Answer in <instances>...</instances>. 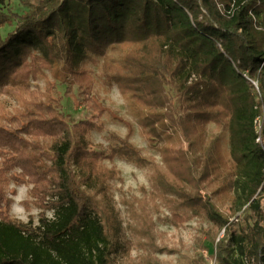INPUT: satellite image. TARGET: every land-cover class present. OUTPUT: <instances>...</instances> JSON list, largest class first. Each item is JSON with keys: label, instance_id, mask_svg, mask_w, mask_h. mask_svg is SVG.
<instances>
[{"label": "trees", "instance_id": "obj_1", "mask_svg": "<svg viewBox=\"0 0 264 264\" xmlns=\"http://www.w3.org/2000/svg\"><path fill=\"white\" fill-rule=\"evenodd\" d=\"M12 20L0 36V95L16 105L0 103V264H116L121 227L105 183L117 170L85 155L103 123L70 125L50 82L67 97L77 85L99 110L88 64L101 60L102 82L148 140L173 128L187 144L164 143L159 166L110 134L111 153L151 165L179 209L211 223L217 264H264V0H38L22 15L0 11V28ZM208 124L218 133L205 137ZM10 185H32L37 226L10 216Z\"/></svg>", "mask_w": 264, "mask_h": 264}, {"label": "rangeland", "instance_id": "obj_2", "mask_svg": "<svg viewBox=\"0 0 264 264\" xmlns=\"http://www.w3.org/2000/svg\"><path fill=\"white\" fill-rule=\"evenodd\" d=\"M38 0H0V11L22 15L29 11L30 5ZM17 21L12 20L0 28V36L4 38L16 27ZM115 57L114 52H109ZM101 62L89 63L92 70L94 86L89 98L99 110L84 100L77 85L73 86L70 96H65L66 84L51 79L54 86L52 96L59 103V112L66 121L73 125L80 121L102 122V131L89 134V146L86 156L94 157L108 168H115L117 174L106 181L107 196L110 198L120 223L121 248L115 255L116 264H211L215 258V245L208 240L206 231L211 223L204 216H196L190 211L179 209L171 195L164 194L156 185L152 166L139 167L125 159L118 158L110 151V134L121 138L129 135L131 143L139 149L146 159L162 166L158 148L164 143L179 149H186L184 140H177L175 129L169 130L170 138L152 143L140 131L135 118L130 114L126 103L115 86L108 87L100 77ZM32 86L44 87L45 81L31 82ZM256 86V84H255ZM0 103L9 110L15 102L0 95ZM262 124V121L260 119ZM218 131L213 124L205 128V137L213 136ZM257 133H261L258 130ZM180 137V135H179ZM16 193L10 195L12 200L10 216L20 222L32 220L33 226L38 225L41 209L34 206L29 195L32 185H10ZM205 195V192H201ZM28 201V207L24 202ZM264 210V197L261 201ZM221 210L230 216L232 229L238 230L241 222L231 214L230 203L221 206ZM52 219V211H46ZM223 237L218 234L216 242Z\"/></svg>", "mask_w": 264, "mask_h": 264}, {"label": "built area", "instance_id": "obj_3", "mask_svg": "<svg viewBox=\"0 0 264 264\" xmlns=\"http://www.w3.org/2000/svg\"><path fill=\"white\" fill-rule=\"evenodd\" d=\"M255 128H256V131L257 132H258V130H261V122H260V119H257L255 121ZM211 264H217L216 260L214 259V261Z\"/></svg>", "mask_w": 264, "mask_h": 264}]
</instances>
